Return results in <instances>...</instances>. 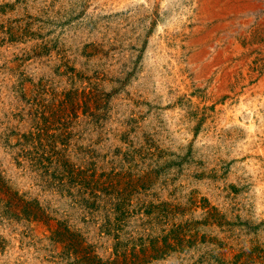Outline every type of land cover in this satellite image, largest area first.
Instances as JSON below:
<instances>
[{"label": "rangeland", "instance_id": "obj_1", "mask_svg": "<svg viewBox=\"0 0 264 264\" xmlns=\"http://www.w3.org/2000/svg\"><path fill=\"white\" fill-rule=\"evenodd\" d=\"M0 264H264V0H0Z\"/></svg>", "mask_w": 264, "mask_h": 264}]
</instances>
